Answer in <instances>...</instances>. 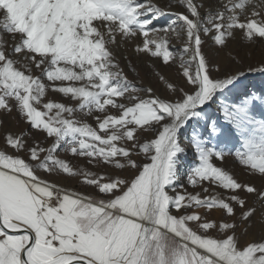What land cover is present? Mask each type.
<instances>
[{
	"label": "snow or ice",
	"instance_id": "1",
	"mask_svg": "<svg viewBox=\"0 0 264 264\" xmlns=\"http://www.w3.org/2000/svg\"><path fill=\"white\" fill-rule=\"evenodd\" d=\"M174 5L184 11L152 0H0V111L15 107L36 133H7L0 148V264H264V238L242 243L238 234L264 216V120L252 115L264 98L228 103L246 75L241 60L231 56L230 68L204 50L209 39L223 50L237 30L264 43V0H221L214 12L198 0ZM164 16L174 19L162 24ZM127 44L177 65L181 79L157 73L162 94L137 86L116 54ZM248 71L264 73V61ZM214 105L240 137L234 152L218 146L230 129ZM189 128L199 164L186 184L204 195L187 191L178 172ZM61 153L102 169L74 167ZM229 156L260 186L217 166Z\"/></svg>",
	"mask_w": 264,
	"mask_h": 264
},
{
	"label": "rangeland",
	"instance_id": "2",
	"mask_svg": "<svg viewBox=\"0 0 264 264\" xmlns=\"http://www.w3.org/2000/svg\"><path fill=\"white\" fill-rule=\"evenodd\" d=\"M170 0H162L157 2L156 0H152L158 7L163 8L167 11H184L182 6L174 5L169 8ZM199 2V0H198ZM200 3L205 4V12L209 8L214 12L221 4V0H201ZM174 19L172 16H164L160 23L166 24L170 20ZM10 40V37H5ZM175 47L174 51L180 50L182 47V43H177L174 41ZM132 45L127 44L123 48H119L116 50L117 57L121 63V66L124 68L128 79L131 80L137 86L148 87L151 86L157 92V94H162L166 88V85L159 79V75H163L170 82H176L181 79L180 72L178 70L177 65L170 64L164 65L160 59L153 58L148 60V57L140 58L138 55L132 50ZM205 52L211 58L218 60L222 65L228 66L230 68L236 67L233 64L231 56H235L241 60V69L245 72V77L241 78V82L238 84L237 88H235L232 92L227 94L226 101L228 103H236L239 102L243 98L245 94L252 95L255 94L264 98V73L258 71H248V66L251 65L253 67L260 66L261 62L264 61V43H256L252 44L244 38L239 30L235 33V38L230 39L228 42V46L223 50H218L217 47L213 44V42L209 39L206 40L205 44ZM147 61H146V60ZM135 68L136 71L133 72L131 69ZM253 72H257L255 75ZM48 96L55 99L57 102H67L65 98L63 101L61 97L52 91L48 93ZM225 99V98H222ZM211 115L213 118L218 119L221 125H224L226 129H230L229 137L225 143L226 150L235 151L237 148L241 146L240 137L237 134L235 128L228 124L223 120L222 113L216 110V106H213L211 110ZM252 115L257 120H264V102L257 101L253 107ZM80 118H84L81 116ZM89 123H92L95 126V122L93 117L86 118ZM0 148L5 147V136L7 133L19 134V133H27L30 130V126L23 120L21 115L16 111L15 107H13V111L11 113H4L0 111ZM191 133L192 129L189 128L187 132H184L181 136L182 146L186 147V153L181 157V166L178 168V172L180 171L182 174V182L186 184V176L188 174L189 169L198 166L199 160L198 157L192 148L191 145ZM33 135H36L35 131H32ZM31 142V141H30ZM62 158L69 160L74 167L91 170V171H101L102 166L99 165H91L87 162L86 158H74L70 153H61ZM217 166L224 167L226 170L230 171L234 174L238 180L241 182H251L256 186H260V180L252 177L248 174L247 170L240 166L236 161L234 156L226 157L224 162H217ZM105 171H111L107 169ZM119 171V170H117ZM45 179L49 181L56 182L61 186H68L74 190L82 191L85 193L93 192V189L83 185L77 179H70L64 175H46L44 173H40ZM121 175H129V173L120 172ZM187 191L189 192H201L202 189L196 188L193 189L191 186H187ZM219 193L222 196L228 195L224 190L219 188H214L210 186L209 194ZM241 195H244L241 193ZM251 202H255L254 198L249 196L247 197ZM257 208L259 209L261 206L258 202H255ZM203 211V210H201ZM237 212L239 213V208L237 207ZM222 213L220 211L214 210L212 213L213 217H219ZM244 227L247 225H243L238 229V234H241V242L243 243L245 240H259L264 238V216H262L259 212L257 213L253 225L248 229V232L244 233Z\"/></svg>",
	"mask_w": 264,
	"mask_h": 264
},
{
	"label": "bare ground",
	"instance_id": "3",
	"mask_svg": "<svg viewBox=\"0 0 264 264\" xmlns=\"http://www.w3.org/2000/svg\"><path fill=\"white\" fill-rule=\"evenodd\" d=\"M157 2H160V1H162V0H156ZM170 2V1H169ZM199 2H201V0H199ZM146 60V59H145ZM149 60V59H148ZM147 61V60H146ZM257 72H253L252 74H256Z\"/></svg>",
	"mask_w": 264,
	"mask_h": 264
}]
</instances>
